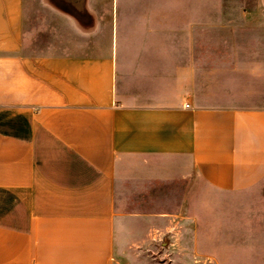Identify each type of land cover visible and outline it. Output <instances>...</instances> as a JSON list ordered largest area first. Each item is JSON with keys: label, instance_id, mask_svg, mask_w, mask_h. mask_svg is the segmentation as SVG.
<instances>
[{"label": "crops", "instance_id": "0c3cea01", "mask_svg": "<svg viewBox=\"0 0 264 264\" xmlns=\"http://www.w3.org/2000/svg\"><path fill=\"white\" fill-rule=\"evenodd\" d=\"M48 6L78 28L107 17L111 48L29 53L26 0H0V264H114L136 220L264 264V106L124 103L122 0Z\"/></svg>", "mask_w": 264, "mask_h": 264}, {"label": "rangeland", "instance_id": "374dc122", "mask_svg": "<svg viewBox=\"0 0 264 264\" xmlns=\"http://www.w3.org/2000/svg\"><path fill=\"white\" fill-rule=\"evenodd\" d=\"M48 2L26 0L27 52L110 50L107 17L97 29L78 28L63 14L52 12ZM122 4L116 52L117 87L124 103L183 99L206 107L264 106V0H122ZM150 5L160 9L146 13L144 6ZM127 6L133 12L126 11ZM170 192L165 188L156 193ZM154 225L162 229L164 224ZM146 227L144 220L127 227L129 238L114 264H230L235 257L215 253L207 238L198 237L189 250L185 238Z\"/></svg>", "mask_w": 264, "mask_h": 264}]
</instances>
